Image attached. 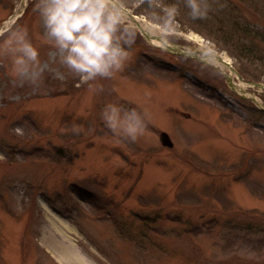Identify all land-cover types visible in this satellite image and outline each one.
I'll return each instance as SVG.
<instances>
[{
	"label": "rangeland",
	"instance_id": "1",
	"mask_svg": "<svg viewBox=\"0 0 264 264\" xmlns=\"http://www.w3.org/2000/svg\"><path fill=\"white\" fill-rule=\"evenodd\" d=\"M206 2L208 26L185 0H159L179 9L162 32L161 9L120 0L210 63L153 44L127 13L134 42L124 68L84 82L46 42L36 0H0V27H27L43 68L36 83L15 77L0 52V264H264V111L206 55L264 82V64L224 41L235 22L264 30V0ZM244 88L264 103V89ZM109 103L147 108L145 134L108 128Z\"/></svg>",
	"mask_w": 264,
	"mask_h": 264
},
{
	"label": "clouds",
	"instance_id": "2",
	"mask_svg": "<svg viewBox=\"0 0 264 264\" xmlns=\"http://www.w3.org/2000/svg\"><path fill=\"white\" fill-rule=\"evenodd\" d=\"M193 19L209 15L206 0H185ZM147 5L161 12L153 16L170 29L179 11L177 5H162L159 0H147ZM35 10L44 28L46 42L52 43L63 55L61 62L84 82L98 77H113L121 71L130 56L134 33L124 25L127 9L120 0H36ZM6 34V35H5ZM0 52L12 58V74L36 83L43 72L40 50L25 26L0 27ZM91 87V85H89ZM102 119L115 134L137 140L144 135L151 120L147 108L107 104ZM79 132V126H74ZM22 132L21 128L16 129Z\"/></svg>",
	"mask_w": 264,
	"mask_h": 264
},
{
	"label": "trees",
	"instance_id": "3",
	"mask_svg": "<svg viewBox=\"0 0 264 264\" xmlns=\"http://www.w3.org/2000/svg\"><path fill=\"white\" fill-rule=\"evenodd\" d=\"M184 9L185 12H188V15L190 16V10L187 8L186 4ZM199 20H201V23H204V25L206 26H208L207 22H210L209 17H207V19L206 17L205 19L199 18ZM197 23L199 22L197 21ZM235 26L237 27V29H235V27L234 29L229 30V34L224 37L225 43H234V48L232 49L235 51V55L239 56V58L247 59L250 61H259L261 62V64H264V52L262 51V48L264 50V30L258 28H250L247 25L241 26L236 22Z\"/></svg>",
	"mask_w": 264,
	"mask_h": 264
},
{
	"label": "bare ground",
	"instance_id": "4",
	"mask_svg": "<svg viewBox=\"0 0 264 264\" xmlns=\"http://www.w3.org/2000/svg\"><path fill=\"white\" fill-rule=\"evenodd\" d=\"M135 18H137L138 19V16L137 17H132V19H135ZM141 22H142V24H140V26H144L148 31H150L151 33H153V34H156V35H158L159 34V32H158V28H157V26L156 25H152L151 23H148V22H144V21H142L141 19H139ZM135 23L137 22V21H134ZM150 39H151V41L152 42H154V43H157V44H163V42L161 41V40H159V38L158 37H154V38H152V36L150 37ZM212 54V56L214 57V59H216V60H222L225 56L224 55H222V57H220L219 56V54H217V53H215V52H212L211 53ZM224 56V57H223ZM220 58V59H219ZM226 58V57H225ZM227 59V58H226ZM224 61V60H223ZM225 62V61H224ZM67 253H69V255H71L72 257H73V254H76V253H74V251L72 250V252H71V250H69Z\"/></svg>",
	"mask_w": 264,
	"mask_h": 264
},
{
	"label": "water",
	"instance_id": "5",
	"mask_svg": "<svg viewBox=\"0 0 264 264\" xmlns=\"http://www.w3.org/2000/svg\"><path fill=\"white\" fill-rule=\"evenodd\" d=\"M127 11H128V10H127ZM128 13H129V15H130L131 17H135V15H134L133 13H131V12H129V11H128ZM138 25H140L139 22H138ZM141 28H142V26H141ZM143 31H144V33H145L146 35L149 36V34H148L145 30H143ZM172 48L175 49L176 51L180 52V53H184V54L192 55V53H190V52H188V51H185V50L181 49V48L178 47V46H173ZM260 84H262V83H260ZM160 140L162 141V143H163L164 145H168V146H173V145H174V142H173V140H172L170 134H169L167 131H161V133H160Z\"/></svg>",
	"mask_w": 264,
	"mask_h": 264
}]
</instances>
